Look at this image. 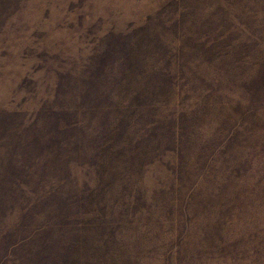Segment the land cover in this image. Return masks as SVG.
Wrapping results in <instances>:
<instances>
[{
	"label": "rangeland",
	"instance_id": "1",
	"mask_svg": "<svg viewBox=\"0 0 264 264\" xmlns=\"http://www.w3.org/2000/svg\"><path fill=\"white\" fill-rule=\"evenodd\" d=\"M0 264H264V0H0Z\"/></svg>",
	"mask_w": 264,
	"mask_h": 264
}]
</instances>
